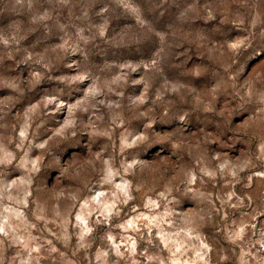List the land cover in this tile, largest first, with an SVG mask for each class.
Masks as SVG:
<instances>
[{
	"label": "rangeland",
	"instance_id": "1",
	"mask_svg": "<svg viewBox=\"0 0 264 264\" xmlns=\"http://www.w3.org/2000/svg\"><path fill=\"white\" fill-rule=\"evenodd\" d=\"M0 264H264V0H0Z\"/></svg>",
	"mask_w": 264,
	"mask_h": 264
}]
</instances>
